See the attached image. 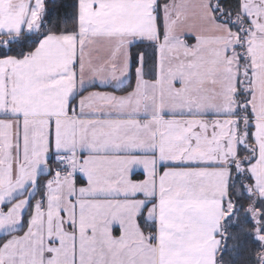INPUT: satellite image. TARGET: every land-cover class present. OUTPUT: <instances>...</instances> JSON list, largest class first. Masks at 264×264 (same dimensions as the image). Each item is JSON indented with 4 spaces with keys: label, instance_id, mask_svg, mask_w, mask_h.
Here are the masks:
<instances>
[{
    "label": "snow or ice",
    "instance_id": "6c2138e0",
    "mask_svg": "<svg viewBox=\"0 0 264 264\" xmlns=\"http://www.w3.org/2000/svg\"><path fill=\"white\" fill-rule=\"evenodd\" d=\"M0 264H264V0H0Z\"/></svg>",
    "mask_w": 264,
    "mask_h": 264
}]
</instances>
